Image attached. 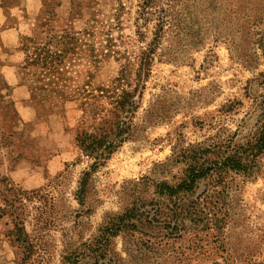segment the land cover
I'll use <instances>...</instances> for the list:
<instances>
[{
    "label": "rangeland",
    "instance_id": "1",
    "mask_svg": "<svg viewBox=\"0 0 264 264\" xmlns=\"http://www.w3.org/2000/svg\"><path fill=\"white\" fill-rule=\"evenodd\" d=\"M142 1L0 0V264H264V154L249 173L200 180L177 225L155 187L183 176L187 153L212 159L255 131L264 0H155L177 28L135 93L129 138L80 197L92 159L76 137L102 116L87 97L120 77L134 87L155 24ZM169 49L180 62L158 58ZM136 196L162 213L110 235Z\"/></svg>",
    "mask_w": 264,
    "mask_h": 264
},
{
    "label": "trees",
    "instance_id": "2",
    "mask_svg": "<svg viewBox=\"0 0 264 264\" xmlns=\"http://www.w3.org/2000/svg\"><path fill=\"white\" fill-rule=\"evenodd\" d=\"M169 2V4H172L173 0H169ZM153 4H156L155 0H143L140 6V13L147 15L145 20H154L155 24L151 32V39L138 57V68L135 71V78L133 79L135 83L134 87L131 88L127 79L120 77L111 88L97 89L96 94L91 93L87 97L88 102L90 100H92V103L97 102V105L101 108L99 111L102 112L100 113L102 116H100V121L94 131H81L76 137L83 155L92 159L91 164L82 173L80 179V197L85 191V186L91 173L101 167L119 145L129 138L132 125L131 117L138 107L135 93L150 72V67L156 57V51L159 48L158 46H160V40L165 28H177L178 24L176 23L177 18L175 15L169 9L155 7ZM179 34L176 31L173 36L178 39ZM257 40L258 46L264 51V36H259ZM162 57L166 58L165 60L169 62H180L177 59L176 53L171 52L170 49L168 52H162L158 55L159 59ZM248 63H246V66H249L247 65ZM257 78L259 84L262 86L263 93L260 95L259 104L256 109L259 113L255 131L246 143L239 148H234L232 144H228L224 150H222V145L216 144L212 151V159L207 155H211V152L208 150L202 151L200 146L196 149L197 151H191L185 155L182 160L185 166L182 171L183 176L177 182L170 185L162 181L155 185V187H158L156 191L157 195L171 201L170 204L174 206L171 215L163 213L164 222L169 225L174 222L177 225L178 215L182 212H187L186 208L177 209V206L180 205L181 200L187 193H191L194 190L200 180L206 177L211 178L214 175L221 177V175L229 172L249 173L253 170L257 157L264 154V72L259 73ZM104 105L107 107H103ZM140 199L138 196L134 197L129 208L122 214L115 216L110 221V226L106 224L105 228L108 229L109 233H112L110 235L114 236L119 231L133 228L142 221L150 223L157 212L158 215L162 213L160 208H147L152 201L145 204ZM165 209H168V207H165Z\"/></svg>",
    "mask_w": 264,
    "mask_h": 264
}]
</instances>
